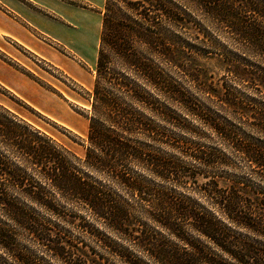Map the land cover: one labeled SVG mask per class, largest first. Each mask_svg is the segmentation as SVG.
I'll return each instance as SVG.
<instances>
[{"label":"trees","instance_id":"obj_1","mask_svg":"<svg viewBox=\"0 0 264 264\" xmlns=\"http://www.w3.org/2000/svg\"><path fill=\"white\" fill-rule=\"evenodd\" d=\"M200 57L218 58L230 80L252 86L253 99L213 84ZM89 95L83 158L0 104L6 257L39 264L18 248L25 238L64 264H100L27 210L39 208L113 257L120 240L144 253L142 264H264V0H104ZM231 159L256 189L206 172ZM137 208L146 222H134Z\"/></svg>","mask_w":264,"mask_h":264},{"label":"rangeland","instance_id":"obj_2","mask_svg":"<svg viewBox=\"0 0 264 264\" xmlns=\"http://www.w3.org/2000/svg\"><path fill=\"white\" fill-rule=\"evenodd\" d=\"M103 5L104 0H0V104L50 135L79 158H83L85 153L83 144L88 131L89 93L94 81ZM27 36L30 38L28 44L19 42ZM197 64L222 91L236 92L243 102L253 99L252 86L230 80L232 77L218 58L200 57ZM180 116L187 123L196 125L186 115ZM158 123L163 126V123ZM233 124L238 126L235 122ZM167 130L177 138H193L178 127L169 126ZM203 145L215 146L208 140ZM230 161L229 166L219 165L206 172L218 176L220 182L229 178L249 184L252 189L259 186L260 183L247 173L243 163L235 159ZM198 182L202 184L206 180L198 177ZM61 207L64 208L61 214L66 216L82 214L72 206ZM27 210L41 222L57 223L66 232L63 234L68 248L75 253L79 250L97 263L126 264L115 256L120 253L128 263L147 262L143 252L137 248L129 249L124 241L114 242L113 239L117 238L113 236L110 238L115 246L114 257L90 241L79 239V228L75 225L58 223V218L39 208ZM132 215L136 224L146 222L138 208ZM167 241L170 245L184 247L182 243ZM17 246L36 258L39 264H64L63 260L43 253L25 238H21ZM201 246L208 248L211 245L201 240ZM0 264L19 263L0 250Z\"/></svg>","mask_w":264,"mask_h":264},{"label":"crops","instance_id":"obj_3","mask_svg":"<svg viewBox=\"0 0 264 264\" xmlns=\"http://www.w3.org/2000/svg\"><path fill=\"white\" fill-rule=\"evenodd\" d=\"M19 42H21L23 44H28L30 42V38L27 36V37H25L24 41H19Z\"/></svg>","mask_w":264,"mask_h":264}]
</instances>
